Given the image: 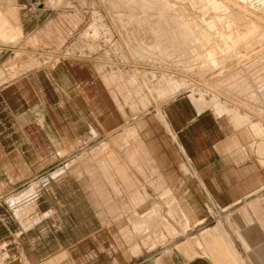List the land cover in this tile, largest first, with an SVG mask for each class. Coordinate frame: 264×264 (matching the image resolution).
<instances>
[{"label":"rangeland","instance_id":"obj_1","mask_svg":"<svg viewBox=\"0 0 264 264\" xmlns=\"http://www.w3.org/2000/svg\"><path fill=\"white\" fill-rule=\"evenodd\" d=\"M42 3L54 8L49 20L60 28L38 38L21 31L19 0H0V17L7 18L11 30L9 37L0 34V86L61 58L88 59L131 122L153 117L165 125L161 108L188 95L200 109H213L253 133L264 166V0ZM128 130L100 139L96 133L87 136L66 167L74 168L80 181L92 183L93 168L109 162L114 186L133 183L112 190L118 216L128 218L124 240L130 247L139 251L187 245L192 257L214 264H264V189L238 206L212 211V219L192 226L185 191L175 189L174 181L145 174L149 185L137 189V175L122 172L136 166L137 158H123L121 151H144L146 165L155 164L150 129L139 134Z\"/></svg>","mask_w":264,"mask_h":264},{"label":"crops","instance_id":"obj_2","mask_svg":"<svg viewBox=\"0 0 264 264\" xmlns=\"http://www.w3.org/2000/svg\"><path fill=\"white\" fill-rule=\"evenodd\" d=\"M42 1L19 0L27 37L60 28L49 20L54 8ZM117 100L92 62L78 57L0 86V264H214L192 257L187 245L130 247L124 240L128 218L118 216L112 190L133 183L114 186L109 162L93 168L92 183L80 181L66 160L93 133L100 139L149 128L155 164L146 165L144 151H121L123 158H137L122 172L137 175V189L145 188V174L174 181L185 191L190 225L198 226L213 218L212 211L238 206L264 189L257 138L232 118L200 109L188 95L161 108L165 125L153 117L131 122Z\"/></svg>","mask_w":264,"mask_h":264},{"label":"bare ground","instance_id":"obj_3","mask_svg":"<svg viewBox=\"0 0 264 264\" xmlns=\"http://www.w3.org/2000/svg\"><path fill=\"white\" fill-rule=\"evenodd\" d=\"M7 19V18H6ZM4 17H0V34L2 35H5L4 37H9L10 35H9V31H11V30H8V28H10V27H8L9 25H8V22H7V20H6ZM13 29V28H12ZM17 29V28H16ZM15 29V30H16ZM18 29H19V27H18ZM3 38V37H2ZM191 199V198H190ZM196 201V200H195ZM194 203V202H193ZM199 212V211H198ZM182 223V222H181Z\"/></svg>","mask_w":264,"mask_h":264}]
</instances>
